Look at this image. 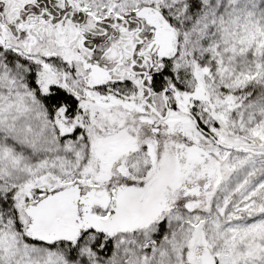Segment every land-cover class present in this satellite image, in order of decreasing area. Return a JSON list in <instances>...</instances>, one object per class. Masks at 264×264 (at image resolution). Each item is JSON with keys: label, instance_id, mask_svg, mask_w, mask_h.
<instances>
[{"label": "snow or ice", "instance_id": "6c2138e0", "mask_svg": "<svg viewBox=\"0 0 264 264\" xmlns=\"http://www.w3.org/2000/svg\"><path fill=\"white\" fill-rule=\"evenodd\" d=\"M0 264H264V0H0Z\"/></svg>", "mask_w": 264, "mask_h": 264}]
</instances>
